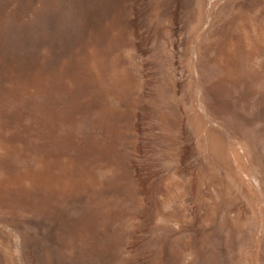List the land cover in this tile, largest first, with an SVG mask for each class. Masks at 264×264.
I'll return each mask as SVG.
<instances>
[{
  "label": "rangeland",
  "instance_id": "374dc122",
  "mask_svg": "<svg viewBox=\"0 0 264 264\" xmlns=\"http://www.w3.org/2000/svg\"><path fill=\"white\" fill-rule=\"evenodd\" d=\"M0 264H264V0H0Z\"/></svg>",
  "mask_w": 264,
  "mask_h": 264
}]
</instances>
